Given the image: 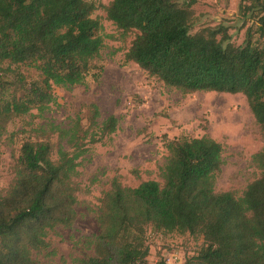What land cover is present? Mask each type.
<instances>
[{
    "label": "trees",
    "instance_id": "16d2710c",
    "mask_svg": "<svg viewBox=\"0 0 264 264\" xmlns=\"http://www.w3.org/2000/svg\"><path fill=\"white\" fill-rule=\"evenodd\" d=\"M194 4L0 0V137L15 119L43 113L54 103L55 87L99 79L102 67L96 61L104 44L102 24L94 15L98 9L118 31L136 33L125 63L182 96L241 94L264 132V0L244 6L243 21L249 18L257 28L253 23L246 28L241 45H234L222 26L191 33ZM81 110L84 114L67 129L34 128L35 140L23 141L13 158V178L0 193V264H66L45 259L48 238L77 220L79 163L88 145L113 134L118 125L113 116L99 124L95 104ZM162 142L167 158L161 182L127 187L113 177L98 200L99 232L85 239L89 253L73 264H148V227L202 237L196 255L181 264H264V149L251 157L259 177L237 196L216 190L223 165L220 143L185 135L163 136Z\"/></svg>",
    "mask_w": 264,
    "mask_h": 264
},
{
    "label": "rangeland",
    "instance_id": "374dc122",
    "mask_svg": "<svg viewBox=\"0 0 264 264\" xmlns=\"http://www.w3.org/2000/svg\"><path fill=\"white\" fill-rule=\"evenodd\" d=\"M86 1L99 6L110 0ZM248 3L249 0H195L191 7V33L222 26L230 41L241 45L246 28L253 23L249 18L243 21L244 6ZM94 15L103 27L104 47L96 61L102 67L99 79L88 77L84 84L69 89L55 87L54 103L43 113L32 111L23 119H15L0 137V193L4 194L13 178L12 160L23 141L35 140L34 128L53 124L67 129L77 115L84 114L81 108L89 104L97 106L99 124L109 116L118 120L116 131L88 145L79 163L81 191L77 195V220L72 228L58 229L57 234L48 238L50 245L45 259L55 263L73 264L74 258L89 253L83 243L99 232L98 200L113 177L118 176L127 187H136L147 180L161 182L160 173L167 158L163 136L170 139L181 135L207 136L220 143L223 165L216 190L233 191L237 196L259 177L251 157L264 149V132L256 124L243 95L198 92L182 96L135 64L124 62L135 32L118 31L100 9ZM252 26L257 28V23ZM52 141L57 142L55 136ZM145 242L149 248L148 264L159 260L181 264L196 255L203 245L200 236L156 232L150 227Z\"/></svg>",
    "mask_w": 264,
    "mask_h": 264
}]
</instances>
